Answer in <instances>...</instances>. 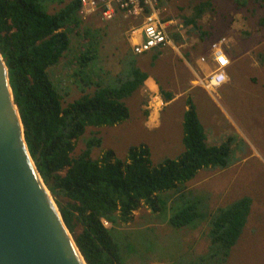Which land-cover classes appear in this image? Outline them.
Here are the masks:
<instances>
[{
    "label": "trees",
    "instance_id": "trees-1",
    "mask_svg": "<svg viewBox=\"0 0 264 264\" xmlns=\"http://www.w3.org/2000/svg\"><path fill=\"white\" fill-rule=\"evenodd\" d=\"M191 1L197 16L185 24L189 31L200 30L198 20L204 11L212 10L213 0ZM250 1L264 8V0H236L239 7ZM81 8L80 0H0V51L30 154L86 262L127 264L130 236L123 233L135 212L144 207L155 218L177 201H186L187 184L201 170L228 167L230 147L207 144L205 128L192 105L183 117L180 158L157 167L145 145L131 148L121 162L111 150L95 158L93 150L102 145L99 129L129 118L125 100L146 87L151 75L142 69L141 54L133 48L124 54L120 72H97L100 49L91 27L84 33L83 46L74 48L72 35L84 23ZM115 20L122 21L126 30L141 25L139 20H124L121 14ZM154 50L156 61L161 50ZM73 53V75L80 78L81 94L67 101L70 92L54 80L53 70ZM160 91L165 102L173 99L171 92ZM89 127L97 130L77 154ZM205 206L200 200L189 202L164 223L175 229L205 223L208 251L198 264H227L248 223L252 199L243 197L212 214ZM103 220L111 227L104 226Z\"/></svg>",
    "mask_w": 264,
    "mask_h": 264
},
{
    "label": "rangeland",
    "instance_id": "rangeland-1",
    "mask_svg": "<svg viewBox=\"0 0 264 264\" xmlns=\"http://www.w3.org/2000/svg\"><path fill=\"white\" fill-rule=\"evenodd\" d=\"M165 6L166 21H174L169 28L174 46L160 49L164 57L160 55L156 61L153 60L156 51L140 55L139 60L142 69L156 78L165 91L183 95L161 112L155 109L154 100L162 96L160 88L148 93L144 87L143 91L135 92L125 100L129 118L99 129L102 145L93 150V156L99 158L108 148L121 162L131 148L145 145L157 167L166 160L180 158L184 152L183 117L186 107L190 109L193 105L206 129L207 144L230 147L229 165L224 169L201 170L187 184L186 201H177L166 212L161 210L157 218L147 208L136 211L133 223L123 233L130 236L126 243L127 264H198L208 251L207 225L201 222L175 229L164 219L195 200L205 203L206 211L212 214L243 197L252 199L251 213L227 264H264V8L251 1L239 7L236 0H213L212 10L204 11L198 20L200 30L189 31L185 20L197 16L196 5L191 0H167ZM121 26L124 27L123 22L115 19L108 22L98 16L84 17V23L72 35L74 48L83 46L84 33L91 27L89 31L100 49L95 70L115 75L121 70L124 54L133 48L130 38L138 37L134 31L140 27L126 30ZM221 39H225L224 52L229 48L235 57L231 65L232 81L206 91L201 83L216 70L211 65L215 64L212 46ZM202 45L201 53L205 55L209 54L207 46L210 47L212 62L201 56L200 65L204 69L200 70L187 54ZM73 55L53 70L54 80L70 92L67 101L81 94L80 78L73 75L76 70ZM187 62L190 67L185 66ZM143 101H148L146 108L151 115L160 114L158 126L144 124ZM95 130L86 129L77 154L85 149L86 140Z\"/></svg>",
    "mask_w": 264,
    "mask_h": 264
},
{
    "label": "water",
    "instance_id": "water-1",
    "mask_svg": "<svg viewBox=\"0 0 264 264\" xmlns=\"http://www.w3.org/2000/svg\"><path fill=\"white\" fill-rule=\"evenodd\" d=\"M0 264H88L30 154L1 51Z\"/></svg>",
    "mask_w": 264,
    "mask_h": 264
},
{
    "label": "built area",
    "instance_id": "built-area-1",
    "mask_svg": "<svg viewBox=\"0 0 264 264\" xmlns=\"http://www.w3.org/2000/svg\"><path fill=\"white\" fill-rule=\"evenodd\" d=\"M82 17L98 16L102 21H112L118 14L123 15L125 19L132 18L141 21V26L135 31L138 32L139 39L133 46L136 54L148 53L154 49H163L173 47L170 24L174 21H165L168 11L165 3L167 0H80ZM225 39H221L212 46L214 62L217 65L216 70L208 76L202 85L208 90L220 87L223 82L226 68L230 65V60L224 52ZM204 60V59H203ZM225 61L227 64L225 65ZM155 109L160 111L165 106L162 96H156ZM151 105L153 106L152 102ZM152 111V110H151ZM152 113V112H151ZM104 226L110 224L103 220ZM111 225V224H110Z\"/></svg>",
    "mask_w": 264,
    "mask_h": 264
},
{
    "label": "crops",
    "instance_id": "crops-1",
    "mask_svg": "<svg viewBox=\"0 0 264 264\" xmlns=\"http://www.w3.org/2000/svg\"><path fill=\"white\" fill-rule=\"evenodd\" d=\"M132 33V32H131ZM134 33H135V31H134ZM129 34H130V32H129ZM136 34V33H135ZM135 34H134V37H135ZM139 39V36L138 37H135L134 39H132V37L130 38V42H132L133 43V45H132V43H131V45L132 46H134L136 43H137V40ZM207 48H208V53L210 54H208V55H205V54H203V53H201V52H203V49H204V45H202V46H200V47H198V50L197 51H195V50H189L188 51V54H187V58L188 59H190L192 62H193V64H195V65H197L198 66V68L201 70H203L204 68H202V66L200 65V57L201 56H206V57H208V59H209V61L211 60V62H212V59H211V52H210V47H208L207 46ZM152 51H155V50H152ZM197 52L199 53V54H197ZM145 54V53H144ZM225 54H226V56L229 58V60H230V65L226 68V73H227V76H228V80H227V82L226 83H230L231 81H232V78H231V76H232V69H231V65H232V63H233V61L235 60V57L232 55V53L230 52V49L229 48H227L226 50H225ZM142 55V54H141ZM162 56V55H161ZM162 57H164V56H162ZM180 60H182V59H180ZM185 61V60H184ZM257 63H258V61H257ZM212 66H213V69H214V67H215V69L217 68V65L216 64H214L213 62H212V64H211ZM185 66H187V67H190V65L188 64V62H187V65H185ZM157 83H159L158 82V80H156V78H154L152 75L150 76V78L147 80V83H146V89L144 90V92H148L149 93V91H154V90H156L157 88L159 89V87L161 86H159ZM182 83V82H181ZM225 84V83H224ZM223 84V85H224ZM223 85H221V86H223ZM220 86V87H221ZM160 88H162V87H160ZM217 88H219V87H217ZM216 89V88H215ZM205 90L206 91H210V90H208L206 87H205ZM212 90V89H211ZM141 91H143V89L141 90ZM159 91H160V89H159ZM143 93V92H142ZM160 93H161V91H160ZM172 93V92H171ZM144 94V93H143ZM173 94V99L171 100V101H169V102H165V106H164V108L167 106V105H169L170 103H172L173 101H175V100H177L179 97H181L183 94H181V93H176V94H174V93H172ZM161 95H162V93H161ZM141 96V95H140ZM147 102L148 101H143V103H141L142 104V112H143V118L142 119H144V124L146 125V126H152V127H155V126H158L159 124H158V122H159V116H160V114L159 113H156L155 114V116H153V115H151L150 114V112L147 110V108H146V106H147ZM164 108L161 110V112L162 111H164ZM187 110H189V107H186V111ZM160 112V113H161ZM182 124H183V122H182ZM205 131H206V129H205ZM206 134H207V132H206ZM208 136V135H207ZM106 150H109L108 148L106 149Z\"/></svg>",
    "mask_w": 264,
    "mask_h": 264
},
{
    "label": "clouds",
    "instance_id": "clouds-1",
    "mask_svg": "<svg viewBox=\"0 0 264 264\" xmlns=\"http://www.w3.org/2000/svg\"><path fill=\"white\" fill-rule=\"evenodd\" d=\"M227 64V61H225V65ZM228 80V76H227V73H224V77H223V82H227Z\"/></svg>",
    "mask_w": 264,
    "mask_h": 264
}]
</instances>
